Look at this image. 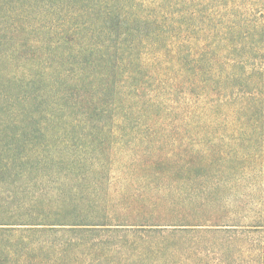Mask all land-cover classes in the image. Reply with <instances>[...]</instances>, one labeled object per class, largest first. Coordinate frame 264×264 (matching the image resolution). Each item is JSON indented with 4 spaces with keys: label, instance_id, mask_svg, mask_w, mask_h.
<instances>
[{
    "label": "trees",
    "instance_id": "1",
    "mask_svg": "<svg viewBox=\"0 0 264 264\" xmlns=\"http://www.w3.org/2000/svg\"><path fill=\"white\" fill-rule=\"evenodd\" d=\"M0 264H264V0H0Z\"/></svg>",
    "mask_w": 264,
    "mask_h": 264
},
{
    "label": "rangeland",
    "instance_id": "2",
    "mask_svg": "<svg viewBox=\"0 0 264 264\" xmlns=\"http://www.w3.org/2000/svg\"><path fill=\"white\" fill-rule=\"evenodd\" d=\"M139 151H140V153H145L144 151H150V148L149 149H141Z\"/></svg>",
    "mask_w": 264,
    "mask_h": 264
}]
</instances>
